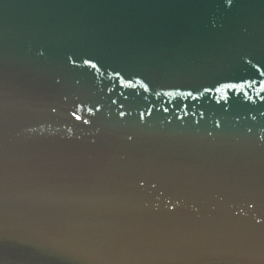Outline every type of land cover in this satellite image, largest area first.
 <instances>
[{"label":"water","instance_id":"obj_1","mask_svg":"<svg viewBox=\"0 0 264 264\" xmlns=\"http://www.w3.org/2000/svg\"><path fill=\"white\" fill-rule=\"evenodd\" d=\"M0 264H264V0H0Z\"/></svg>","mask_w":264,"mask_h":264}]
</instances>
